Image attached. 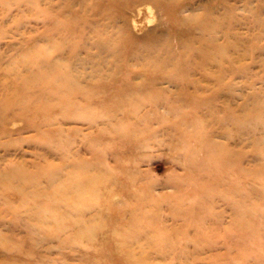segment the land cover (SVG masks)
<instances>
[{"label": "rangeland", "instance_id": "rangeland-1", "mask_svg": "<svg viewBox=\"0 0 264 264\" xmlns=\"http://www.w3.org/2000/svg\"><path fill=\"white\" fill-rule=\"evenodd\" d=\"M132 1L0 0V93L4 81L25 78L24 73L6 75L26 56L90 72L105 58L91 41H106V29L112 30L107 25L119 28L113 40L124 48L112 67L99 69L106 91L98 84L85 88L95 95L88 109L111 115L88 119L83 108L62 115L58 101L50 103L51 112L28 117L5 112L0 121V264H128L123 257L129 245L117 250L113 237L136 241L143 229L155 226L165 227L166 234L182 230L174 240L187 264H264V46L248 51L245 69L225 74L220 85L212 74L215 62L188 71L193 56L180 57L155 65L152 73L124 56L154 34L170 31L171 38L184 40L183 30L196 23L195 42L211 43L205 51L219 55L225 48L217 46L223 40L211 36L216 24L210 5L232 21L252 20L249 8L255 10L259 1L182 0L183 9L165 26L157 3ZM96 5L98 14L85 13ZM148 5L152 21L139 12ZM182 17L193 22L182 24ZM245 22L233 29L242 39L249 35ZM74 46L79 58L71 57ZM125 125L132 128L123 133ZM81 163L95 176L100 170L109 174L96 191ZM83 178L88 186L79 199L52 193L57 182ZM90 224L98 229L89 240L79 239ZM150 264H181V259L160 256Z\"/></svg>", "mask_w": 264, "mask_h": 264}, {"label": "bare ground", "instance_id": "bare-ground-1", "mask_svg": "<svg viewBox=\"0 0 264 264\" xmlns=\"http://www.w3.org/2000/svg\"><path fill=\"white\" fill-rule=\"evenodd\" d=\"M123 1L126 3L133 2L132 0ZM149 1L157 3L165 13V17L162 19L163 21L161 20V25L164 26L172 24L173 17H175L177 12H181L184 7L181 3L182 0ZM258 1L259 6L255 10L249 8V13L253 15L252 20H249V18H239L232 21V19L224 15V12H220V14H217L219 8L216 9L215 6L210 5L209 11H213V15L210 16V20L212 22H215L216 24V26L215 24L212 26L215 27L212 30L213 32H211L213 33L211 34V36H218V40H223L222 43L218 42L219 44L217 43V46L225 48V52L219 55L209 54L205 51V47L207 48V45L209 46L211 43L206 42L205 44H203L202 42H195L197 40L193 38L192 29L198 26V23H196L189 29L187 27V30L185 29L186 31L183 30L184 32H186L185 35L183 32L184 40L171 38L172 36L170 31L166 33L163 32L161 35L154 34L149 42L147 41L142 43L143 45L138 46L130 52H127L124 56L128 57L131 60L139 62L140 65L145 67L144 69H147L152 73L154 72L155 65L163 63L164 61H178L180 57L189 56L190 58L191 56H193V58L191 59L192 64L191 66H188L190 69H186L188 71L195 69L203 70L205 69L204 67L206 66V63L209 62L213 64L212 62H215L217 64L214 65H216L217 67L215 66V70L212 72V74L215 76V78H217V84L220 85L225 79V74L235 73L237 69H245L244 57L246 56V54L250 53H247L248 51H252L258 47H261L262 49V46H264V41L260 39V33L264 31V0ZM94 8L95 10L86 9L85 13L91 14V11L94 15L98 14L100 9H96L97 5ZM64 12L66 14L69 13L67 9H65ZM139 12L141 14L147 12L145 14V21H152L155 17L152 8L149 5L146 6L145 10L140 8ZM75 18L76 17L70 16L68 19L73 21L75 20ZM245 20H247V22L245 23L249 35L242 39V37L238 36L237 32H234L233 29L237 23L243 22ZM191 22H193V19L182 17V24ZM192 25L193 23L189 26ZM107 27H110L112 30L107 31L106 29V41H91L96 46L99 57L105 58H101L99 62L93 63L92 65L94 66L90 72L80 73L74 69L72 70L71 63L51 62L46 57L43 58L38 56H26L18 64L12 66L10 65L11 67L9 68L6 75L7 78L12 76V74L20 75L22 73L25 74V78H17L11 84L4 81V84L2 86L3 89L0 93V121L2 119L4 120L3 117L5 115V112H10L11 115H18V117H28L27 114H30L32 112L36 114L46 113L47 111L51 112L52 107L50 106V103L52 101H58V103H60L58 110L61 114H64V111L68 110L69 108H74V112L78 110L80 112V109L83 108L84 111H82V113H85L88 119L96 117V114L99 116L111 115L109 110L106 109H102L98 112H96V110H92V108L88 109V103L93 99L95 95L88 92L87 89L85 91V88L94 87L96 84L101 85V89L105 90L104 85L106 80L104 77L101 78V76L99 75V69L106 65L108 67H112L115 61L124 54L123 44H119L116 42V40H113L114 35L116 37L117 34H119V28H112L109 25H107ZM120 28L122 29V27ZM167 28L169 27L167 26ZM164 30L166 31L167 29ZM152 32L157 33V31L154 30H152ZM188 38L193 39V46L187 45V41L189 40ZM70 46L71 45H69V47ZM180 48H182L181 52H179ZM70 54L71 57L74 56L75 58H79L76 53L75 46L70 48ZM71 57L70 59L73 60V58ZM86 58L90 59L93 62L92 55H89L88 57L86 56ZM72 62L76 63V60ZM22 90L24 96H21ZM35 97H37V99L41 98L42 100L40 102L36 101L33 105H30L29 101L35 99ZM84 102L85 105L87 104L84 107L87 108L82 107L81 104ZM131 103L135 105L137 103V98H132ZM85 109L87 110L86 112ZM1 110H3L2 116ZM40 123H42L43 125L46 124V122L43 120ZM48 124L49 123H47V125ZM38 125L41 124L38 123ZM131 128V126H129L128 128V125H125L122 128V132L125 133L127 130L130 131ZM132 130L137 133L141 129L139 127H136ZM104 131H107V129L105 128ZM81 167L85 169L84 173L86 174V178H90L91 180L94 179V182L90 184H95V189L90 186L93 191H96L97 185L103 182V180L106 181L109 176V174L106 175L104 170H100V174L95 176V173L92 172V169L87 167L86 164L83 165V163H81ZM87 175L89 176L87 177ZM87 181L88 179L84 178L77 179L70 181V183L66 185L57 182V184H54L51 187V190L56 197L79 199L85 187L88 186V183H86ZM72 189H75V191L70 192V190ZM152 216H154V214H152ZM148 217L151 216L149 215ZM97 227L98 226L91 224L87 225V227H85L79 235V239L89 240L92 236V232L98 229ZM142 231L143 232H141V235L137 237L136 241H126L124 239H122L123 241H119L115 239V237H113L114 246L117 250L123 251L124 249L122 248L126 245H129V248H127L123 257L124 260L128 262V264H150V261L152 259L160 258V256H176L181 259V264H187L183 261L184 251H181L182 248L180 245V247L177 245L179 248L176 246V241L174 240L175 235H180L182 230H176V234H173V232L175 231H173L172 229V232H170L172 234H166L165 232L167 230L165 227L155 226L152 228L143 229ZM163 231L165 235L161 238H157L155 234L160 232L163 233ZM112 235L116 236L117 238L120 237V234L118 233H113Z\"/></svg>", "mask_w": 264, "mask_h": 264}]
</instances>
